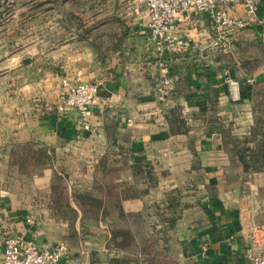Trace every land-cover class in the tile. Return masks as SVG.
I'll list each match as a JSON object with an SVG mask.
<instances>
[{"label": "crops", "instance_id": "1", "mask_svg": "<svg viewBox=\"0 0 264 264\" xmlns=\"http://www.w3.org/2000/svg\"><path fill=\"white\" fill-rule=\"evenodd\" d=\"M82 1V10L68 13L70 38L44 48L70 53L37 50L42 60L25 63L44 70L23 88L25 109L12 111V140H33L49 159L19 171L9 163L12 142L4 141L0 260L4 238L20 234L40 247L66 243L58 264H134L118 258L139 257L141 231L149 239L153 225L162 228L163 257L174 264H250L248 248L264 254V156L247 167L234 144L255 148L262 138L264 0H256L258 20L234 36L239 42L230 50L204 48L215 34L204 14L177 24L175 36L193 44L184 56L165 59L171 84L164 98L145 6L103 0V8L87 11ZM228 9L246 15L241 2ZM87 14L100 19L87 25ZM59 65L75 82H101L92 131L77 128L76 111L56 109ZM228 77L238 82V96ZM125 226L132 234L126 248L115 243Z\"/></svg>", "mask_w": 264, "mask_h": 264}, {"label": "built area", "instance_id": "2", "mask_svg": "<svg viewBox=\"0 0 264 264\" xmlns=\"http://www.w3.org/2000/svg\"><path fill=\"white\" fill-rule=\"evenodd\" d=\"M137 6L144 5L148 15V28L158 56L161 58L163 82L160 86L161 98L169 91L171 78L166 76L165 59L178 57L192 46L189 38L177 37L174 30L177 24L193 19L197 13L206 15L212 22L215 34L207 39L204 48H232V33L258 20L256 0H133ZM233 2H241L246 7V15L237 17L228 7ZM236 95L239 93L237 81L228 77ZM100 81L75 82L68 77L61 79L62 99L56 104L60 112H77L76 126L80 131H92L93 114L99 104ZM238 96V95H237ZM32 221V219H29ZM0 264H58L66 252L67 245L58 242L40 247L32 239L20 234H8L4 238ZM246 257L250 264H264V254L248 248Z\"/></svg>", "mask_w": 264, "mask_h": 264}, {"label": "rangeland", "instance_id": "3", "mask_svg": "<svg viewBox=\"0 0 264 264\" xmlns=\"http://www.w3.org/2000/svg\"><path fill=\"white\" fill-rule=\"evenodd\" d=\"M102 1L86 0L84 3H86L88 11V8L90 10L103 8ZM106 6L109 7L107 4ZM78 8L83 9V1L80 4L78 0H0V154L3 153L4 148H7V145H3L6 139L9 143L12 142V147L14 145L12 137L15 135L11 134L13 130L11 120L15 118V115L12 111L25 109L23 88L28 82L38 80L43 74L44 67L40 62L28 68L27 64L24 63L25 59L39 57L41 52L36 53V51H42L45 46L50 44L49 41L56 44L70 38L68 35L70 31L66 27L71 19L68 13L69 10ZM99 19L98 15L87 14V25L90 23L93 25ZM60 30L65 32H60ZM37 45H41L40 49L36 48ZM69 49L70 47L67 51L64 48L50 51L51 48H47L44 49L43 53L48 55L51 52L50 56L52 53L67 55L70 53ZM37 59L41 61L42 56ZM57 70L60 71V81L63 77H68L74 81L70 71L68 73L65 68L61 69L60 65ZM39 101L40 98L37 97L32 99L34 104L39 103ZM16 141L18 140L16 139ZM20 156L22 157L19 152L15 153V158L18 159ZM18 161H12L15 169L24 172L35 170L33 165L30 166V169L25 167L24 170H21ZM79 198L83 203L82 196ZM150 231H153V236L150 235L149 239H145V231H141L139 264H173V260L170 261V259L163 257V241H159L163 239L162 228L150 225ZM149 251L152 253L151 257L147 255Z\"/></svg>", "mask_w": 264, "mask_h": 264}, {"label": "trees", "instance_id": "4", "mask_svg": "<svg viewBox=\"0 0 264 264\" xmlns=\"http://www.w3.org/2000/svg\"><path fill=\"white\" fill-rule=\"evenodd\" d=\"M77 18V22L81 23L83 18L82 17H76ZM245 28V27H244ZM237 29L232 33V42L238 44L239 41H234V36L237 35L239 33L240 30L244 29ZM94 50L96 52L101 53L102 51H104V49H102L99 45H95L94 46ZM107 50V49H106ZM186 53H183L180 55L184 56ZM225 55V54H223ZM227 57V55H225ZM229 56V55H228ZM179 57V56H178ZM230 57V56H229ZM168 60L174 59V57H168ZM264 125L261 126L259 128V131L257 134L261 135L262 138L260 139V143L254 148L251 147L250 145H246V144H234V149L235 152L238 156V158L241 160V162H243V164H245V166H250V165H254L255 163L259 162V159L262 158L264 156ZM33 140H29V141H23V142H17L14 143L13 145V149L12 151H10V157H9V163L11 166H13L14 164L12 163V161H18L20 160L21 162H19V167L21 168V170H24L25 167H27L26 169H30V166H34L35 168L40 167L42 165H44L48 159L49 156L46 152V149L44 147H34V143L32 142ZM19 152L22 157L20 156V158H15V153ZM255 162V163H254ZM18 167V168H19ZM175 201V198H173ZM167 217V216H166ZM166 226L167 227H172L173 225V219H168L166 221ZM117 233V235H116ZM131 230L129 227L125 228H121V229H117V231L115 232V237H121L119 240H115V243L119 246H123V247H128L132 245V236H131ZM130 249V247H129ZM134 251H135V241H134ZM135 253V252H134ZM135 255V254H134ZM150 257L152 256V253L149 254ZM135 257V256H134ZM134 257H124L123 259H119L127 262V261H133L134 264H139V257L136 256ZM174 264V263H173Z\"/></svg>", "mask_w": 264, "mask_h": 264}, {"label": "water", "instance_id": "5", "mask_svg": "<svg viewBox=\"0 0 264 264\" xmlns=\"http://www.w3.org/2000/svg\"><path fill=\"white\" fill-rule=\"evenodd\" d=\"M29 62V59H25L24 63H28Z\"/></svg>", "mask_w": 264, "mask_h": 264}]
</instances>
